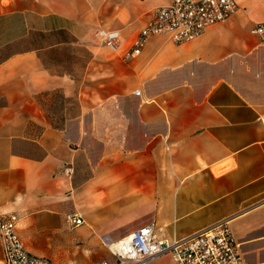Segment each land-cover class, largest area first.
<instances>
[{"label":"crops","instance_id":"crops-1","mask_svg":"<svg viewBox=\"0 0 264 264\" xmlns=\"http://www.w3.org/2000/svg\"><path fill=\"white\" fill-rule=\"evenodd\" d=\"M167 2L0 0V213L29 253L99 264L103 236L153 223L171 240L226 219L246 264H264V47L250 33L264 0L124 59ZM98 28L118 31L116 50Z\"/></svg>","mask_w":264,"mask_h":264},{"label":"built area","instance_id":"built-area-1","mask_svg":"<svg viewBox=\"0 0 264 264\" xmlns=\"http://www.w3.org/2000/svg\"><path fill=\"white\" fill-rule=\"evenodd\" d=\"M235 6V0H168L152 10L149 20L138 29L131 49L124 53L123 58L137 54L150 36L166 34L175 44L193 40L207 26L229 18ZM250 33L257 37L258 45L264 47V20L257 22ZM96 34L109 50H116L117 30L98 28ZM261 120L264 125V117ZM71 171L70 165L62 168L64 175L68 176ZM65 220L71 225L81 223L76 213L67 214ZM17 221L15 213H0L4 263L52 264L48 258L33 255L24 248L16 232ZM227 222L226 219L218 220L171 240L157 238L153 223L116 240L103 236L102 244L111 260L103 259L99 264H148L151 259L164 254L170 256L171 264H246Z\"/></svg>","mask_w":264,"mask_h":264},{"label":"rangeland","instance_id":"rangeland-1","mask_svg":"<svg viewBox=\"0 0 264 264\" xmlns=\"http://www.w3.org/2000/svg\"><path fill=\"white\" fill-rule=\"evenodd\" d=\"M167 255V254H164ZM167 263V258L165 256H162L154 261L149 262L148 264H166Z\"/></svg>","mask_w":264,"mask_h":264}]
</instances>
